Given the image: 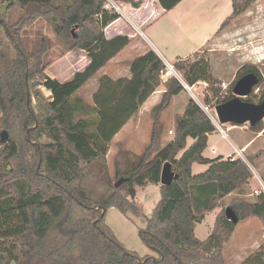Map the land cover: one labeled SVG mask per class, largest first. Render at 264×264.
<instances>
[{
    "label": "trees",
    "instance_id": "1",
    "mask_svg": "<svg viewBox=\"0 0 264 264\" xmlns=\"http://www.w3.org/2000/svg\"><path fill=\"white\" fill-rule=\"evenodd\" d=\"M55 1L0 0V57L5 60L0 66V131L8 135L5 142L0 140V264H33L37 256L65 262L72 251L76 254L66 264H226L223 247L237 223L225 216V207L217 212L206 238L196 236L195 226L204 212L220 207L225 196L236 192L228 206L238 222L256 216L264 227V194L253 199L241 195L252 176L250 168L238 157L204 156L207 136L215 127L192 98L174 118L172 139L160 146L159 114L184 87L173 76L162 81L166 65L152 49L130 62V77L102 75L92 104L85 102L77 91L129 38L104 36L105 27L120 17L114 8L105 7L107 0ZM112 1L134 8L142 4V0ZM157 1L169 11L181 0ZM254 1L231 0V13L220 28ZM13 10L20 14L11 20ZM38 20L66 43L61 56L78 48L89 58L71 79L61 82L45 72L53 62L46 59L50 40L42 36L37 42L28 31ZM172 65L187 85L213 81L209 61L202 56L176 58ZM241 68L242 75L254 72L261 79L256 66ZM35 81L50 92L48 97L32 85ZM161 83L165 91L151 109L149 141L124 171H117L124 181L115 187L106 171L111 140ZM243 99L251 101L248 96ZM248 128L260 131L261 121ZM187 138L192 139L190 145ZM166 161L177 176L161 185ZM194 162L207 169L193 173ZM150 184L159 185L160 198L138 234L158 253L154 258L127 249L105 221L110 206L137 213L130 196L137 186ZM52 231L62 236L61 244L41 254ZM239 264H264V242Z\"/></svg>",
    "mask_w": 264,
    "mask_h": 264
},
{
    "label": "rangeland",
    "instance_id": "2",
    "mask_svg": "<svg viewBox=\"0 0 264 264\" xmlns=\"http://www.w3.org/2000/svg\"><path fill=\"white\" fill-rule=\"evenodd\" d=\"M60 1L56 0L55 2L59 3ZM122 4L121 2L116 3L120 7L117 11L121 12ZM231 6V0H181L171 10L153 20L143 30L149 39H157L167 48L169 51L167 54L169 55L165 54V56H167L169 63L178 58V55L183 56L182 54L198 49L189 57L194 59L202 56L208 59L213 76L211 83L198 81L192 85L190 90L186 89V92H181L172 97L168 106L161 110L162 113L160 112L159 114V119H161L160 143L161 139L165 140V142L172 139L174 132H170L167 129L172 128L171 131L174 130V118L176 114L182 112L187 102V94L189 98H192L200 105L207 115L216 116L214 106L221 103L224 97L233 95V82L242 75L241 71L243 68L241 67L243 65H254L261 74V79L248 95V98L251 102L258 103L264 97L261 93V89L264 87V0H255L243 13L220 28L221 22L231 13ZM19 14V10H13L10 16L11 20L17 18ZM28 31L30 37L37 42L42 36L49 38L50 44L46 59H53V62L45 72L50 77L61 81V76L69 73L71 67L69 64L77 57L78 52H73L67 58L61 59V53L65 49L66 43L58 38L43 20L36 21ZM140 38L146 41L142 35H140ZM163 45L158 46L160 48L164 47ZM1 55H3V50L0 48ZM4 63L5 60L0 57V66ZM81 64L82 59L74 63L77 66ZM238 71L240 72L239 74L237 73ZM61 72H63V75ZM177 73L179 76L176 79L184 81L182 75L178 71ZM161 79L165 81V77H161ZM36 87L41 89L44 97L50 95V92L41 85H36ZM214 91L218 92L213 94ZM80 97L84 99V91L81 92ZM34 106L36 105L34 104ZM150 117L152 118V112ZM143 124H145L144 121ZM261 124L262 129L260 131H251L246 124H223V127L234 126L236 128L228 130L227 137L222 136L214 130L208 138V146L204 150L205 154L213 156L222 154L224 158L230 155L237 156V153H234L235 148L233 147L232 139L237 142L241 141V143L248 141V146L246 145L244 146L245 148H242L243 155L250 162L248 159L250 155L259 154V157L249 164L264 181V119L261 121ZM150 130L151 126L144 128L142 132L143 138L142 136L138 138L136 134L134 135L130 131L128 135L125 134L119 140V151L115 159H118L120 163L116 165L115 162L109 161L108 165L106 160V171L108 176L113 179V182L123 177L117 175V171H124L128 163L135 160L137 155L142 152L146 146V143L143 144L146 141V137H148L147 141L150 138ZM128 140H131L138 146L139 154H132L130 156V151L128 152L127 150L126 154L122 153L123 147H126L125 144ZM141 141L143 142L141 143ZM187 141V145H190L192 139L188 138ZM193 172L197 173L198 171L195 168ZM116 175L118 176L117 178ZM257 185V181L252 176L249 183L245 186L244 193L241 194L242 197L253 199L255 194L251 193ZM235 196H237L236 192L225 196L220 201V207L209 212H204L201 221L197 222L195 226L197 237L204 239L208 236L217 212L221 207H227L231 198ZM159 198V185L137 186L134 193L130 196L131 201L137 207V213L132 211L122 213L113 206L108 207L105 212V221L112 228L117 239L127 249L136 252L141 257L150 256L154 258L158 256L155 250L142 241L138 232L140 228L145 227L147 218L151 215ZM259 226L260 219L256 216H251L237 222V229H255ZM241 233L238 232L237 241L241 237ZM257 234L260 237V229L259 231L257 229ZM61 241L62 236L60 234L55 231L50 232L40 253L47 254L53 248L58 247ZM258 242L259 244L263 243L264 236L262 239H258ZM233 243H235V240ZM233 243L226 246L225 251L223 248L226 264H235L237 262V260H231L232 258H230L234 248L232 246ZM75 254L76 251H72L65 262H50L44 259L43 256H37L33 264H66L73 259Z\"/></svg>",
    "mask_w": 264,
    "mask_h": 264
},
{
    "label": "crops",
    "instance_id": "3",
    "mask_svg": "<svg viewBox=\"0 0 264 264\" xmlns=\"http://www.w3.org/2000/svg\"><path fill=\"white\" fill-rule=\"evenodd\" d=\"M166 12L167 11L164 10L159 5L157 0H142V4L138 8L132 7L129 3H123L122 9L120 12V17L105 27L104 36L109 39L116 35H126L129 38V43L125 47H123L115 56H113L104 66H102L97 71V73L93 77H91L77 91V95L80 96L81 92L84 91L85 97L83 100L89 104H92V95L97 90L98 85H99L98 79L102 75H107L111 79H117L120 77H130V62L136 56L143 54L149 49L154 50L159 55V57L164 61V63L166 62L169 63L167 56H165V54H167L169 51L163 45V43L161 44L157 39H154V38L149 39L143 31L148 24H150L153 20L162 16ZM140 35H142L146 39V41L140 38ZM158 45H163L164 47L159 48ZM197 50L198 49H196L195 51ZM195 51L192 50L190 53L187 52L185 54H182L183 56L178 55L177 57L178 58L189 57ZM73 52H78V55L69 64V66H71L69 73L66 74L65 76H61V82L71 79L74 72L83 70L85 66L89 63V58L87 57L85 51L78 49V48H74L66 52L64 55L61 56V59L67 58ZM79 59H82V64L80 66L74 65V63L76 61H79ZM170 63H173V62H170ZM62 73L63 72H61V74ZM164 91H165V85L164 83H161L157 87V89L142 104V106L138 110L137 115L130 118L122 126V128L114 135L109 145L107 154H106V160H107L108 165H109V161L113 163L115 162L116 165L120 163L118 159H115V157L119 151L118 142L125 134L128 135L129 132L132 131V133L134 135L136 134L138 138H140V136H142L143 138L142 132L144 131V128L146 126H149V127L152 126L153 121H152V118L150 117L151 109L154 105H156L160 101L161 95ZM181 92H186V89L184 88L179 93ZM188 99H189V95L187 94V100ZM159 120L161 122V119ZM143 121L145 122V124H143ZM234 128L236 127L234 126L230 127L229 130H232ZM167 130L171 131L172 128H168ZM213 132L209 133L207 136V146H208V138ZM147 138L148 137H146L145 139L146 141H147ZM146 141L143 144L145 143L147 144L149 140L147 142ZM142 142L143 141H141V143ZM165 143H166L165 140L161 139L160 145L163 146ZM232 143L235 149H239V148H243L246 145L248 146L249 142L245 141L241 143V141L237 142L236 140L232 139ZM125 146L126 147H123V150H122L123 154H126V150L128 152L130 151V154H129L130 156L132 154L137 155L140 153V151H138V148H137L138 146H136L131 140H128ZM203 154L204 156H207L210 158L216 156V155L215 156L207 155L205 154L204 151H203ZM218 155H222V154H218ZM195 168H196V171H198L197 173H199V172L206 170L207 165L194 162L191 167L192 172ZM237 228L238 227L236 224L233 229L230 239L224 244V247H223L225 251L226 246L233 243V241L235 240V243L232 244L234 248H233V251L230 257L232 258L231 260H237L235 264H239L244 258H246L249 254H251L259 246L258 239H262L264 236V227L261 221H260V226L255 228L256 232H255V229H251V228H246L245 230H243V228L242 229H237ZM257 229L258 231L259 229L261 230L260 237L257 234ZM238 232H242L240 234L242 238L240 237L239 240L237 241L236 239H238L237 238Z\"/></svg>",
    "mask_w": 264,
    "mask_h": 264
},
{
    "label": "water",
    "instance_id": "4",
    "mask_svg": "<svg viewBox=\"0 0 264 264\" xmlns=\"http://www.w3.org/2000/svg\"><path fill=\"white\" fill-rule=\"evenodd\" d=\"M259 82L258 76L254 72L245 73L240 76L233 84V96L226 101H223L214 106L215 114L220 123H232L236 125H254L264 119V97L258 102L244 100ZM32 85H40L39 81H35ZM7 132L2 130L0 140L5 142ZM176 173L170 162L163 163L160 171V184L168 185L176 178ZM124 181V177L119 178L114 182L115 187H119ZM225 216L233 223L238 222V217L230 206L224 209Z\"/></svg>",
    "mask_w": 264,
    "mask_h": 264
},
{
    "label": "built area",
    "instance_id": "5",
    "mask_svg": "<svg viewBox=\"0 0 264 264\" xmlns=\"http://www.w3.org/2000/svg\"><path fill=\"white\" fill-rule=\"evenodd\" d=\"M116 3L117 2H114L112 0H107L105 7L106 8L112 7L117 11L120 9V7L117 6ZM165 65H166V68H165V71L161 74V77H165V79L170 77V76H174V77L178 78L179 75H178L176 69L173 67V65L171 63H167V62L165 63ZM179 80H181V79H179ZM181 83L183 84V87L185 89L190 90L192 88V85L189 86L184 81H181ZM208 116L211 119V121L215 127V130L218 133H220L222 136L227 137V131L229 130L230 127H223V124L218 121L217 116H210V115H208ZM170 132H172V131H170ZM234 153H237V156H234V155H230V156H232V158H236V157L241 158L248 165V167L250 168V171L252 173V176L254 177V179L258 183L257 187H255L253 189V192L251 194H255V195L259 194V193L264 194V181L261 179L258 172L251 167V165L249 164L250 162H248L246 160L245 156L243 155V149L242 148L241 149H235Z\"/></svg>",
    "mask_w": 264,
    "mask_h": 264
},
{
    "label": "flooded vegetation",
    "instance_id": "6",
    "mask_svg": "<svg viewBox=\"0 0 264 264\" xmlns=\"http://www.w3.org/2000/svg\"><path fill=\"white\" fill-rule=\"evenodd\" d=\"M259 78V77H258ZM233 96V95H232Z\"/></svg>",
    "mask_w": 264,
    "mask_h": 264
}]
</instances>
